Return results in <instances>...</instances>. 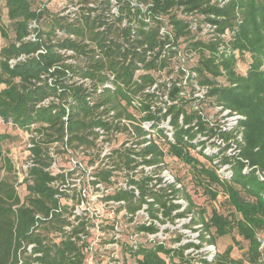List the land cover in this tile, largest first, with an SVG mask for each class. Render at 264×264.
<instances>
[{"label":"trees","instance_id":"trees-1","mask_svg":"<svg viewBox=\"0 0 264 264\" xmlns=\"http://www.w3.org/2000/svg\"><path fill=\"white\" fill-rule=\"evenodd\" d=\"M67 1L74 6L70 11L72 16L52 15L48 18L49 29L42 31L39 21L46 12L44 8H34L32 0H5L13 38L0 49V84H3L0 88V117L3 122H10L35 135L29 148L34 165L27 169L16 185L13 158L5 154L0 146V264L16 262L18 250L24 243L30 242L36 244L34 250L40 251L41 256H24L23 264H33V261H36L35 264H81V253L69 235H62L57 242H49L42 232L49 226L62 231L64 225L70 224L67 216H64L68 213L67 205L60 201L63 192L61 183L51 185L53 181L63 180L64 175H53L45 170L50 158L44 145L60 142L62 146L70 148L90 146L95 137L93 128L107 126L96 117V104L119 106L120 100L128 103L130 95L142 91L145 85L153 81V77L147 74L140 75V82L132 81L134 67L131 62L124 64L119 60L124 53L112 38L116 29H112L105 19L109 15L104 11L113 1L122 2L123 8H127L133 0ZM134 1L151 2L154 13L167 14L173 25L174 37L181 39L184 49L195 50L197 62L194 69L198 82L208 86L207 95L218 105L244 116L239 123L241 140L234 138L232 131L213 130L196 110H187L185 103L177 102L167 109L173 140L166 138L159 127V119L149 113L132 125L136 136L140 137L145 131L139 122L153 120L152 128L158 137L164 138L166 150L154 141L139 150L131 145L114 148L109 155L112 167L96 169L93 175L107 181L113 171H133L135 165L131 163L135 159L132 155L140 156L146 164L158 165L166 154L183 161L191 168L192 178L203 188V192L214 199L220 187L224 200L231 208L224 214L212 209L207 219L203 217L202 210L197 211L198 216L193 218L195 220L197 217L201 224L198 235L200 245L202 242L214 244L215 236H224L233 230L247 241L241 257H231V246L228 245L222 253L214 254L210 261L201 258L202 264H264V248H260L261 239L257 236L259 231L264 230V0H227L223 4H220L221 0ZM180 8L182 11H195L203 15L202 20L216 23L218 33H223L227 28L230 32L228 44L221 36L208 40L200 34L191 33L188 22L176 17V10ZM169 9L174 13H170ZM121 14L122 10L119 17ZM32 21L37 25L33 28L35 39L24 40L30 33L29 24ZM103 25L104 28L100 29ZM138 31L141 41L149 45L157 43L156 28L144 30L140 27ZM92 45L101 52L99 57L94 56ZM61 50H72L73 53L66 54ZM235 50L238 56H235ZM21 54L26 55L25 60L13 66L8 63V59ZM244 55H248L247 67L244 73H240L237 63ZM138 58L141 59V56ZM68 59H74L76 63ZM148 65L154 66V63ZM106 70L114 73L116 85L113 89H101L95 96V105L89 106L85 100L88 92L82 85L72 82V76L89 77L94 89L106 79ZM178 91L177 87H172L168 92L169 98H178ZM143 94L146 98L154 95L149 92ZM48 97H53V100L44 106H36ZM181 100L180 97L178 101ZM146 108L147 104L143 103L138 110ZM123 112L125 108L120 114ZM180 113L183 114L182 123L179 122ZM121 129L125 131L126 126ZM128 132L125 134L127 141L131 139ZM198 132L216 135L219 141L217 152L221 156L216 164H210L212 156H204L193 150L199 145L193 141ZM7 137L5 133H0V143ZM133 142L140 143L142 139ZM230 146L232 151L226 154ZM146 155L150 157L145 158ZM223 163L230 164L225 178L216 171ZM1 171L5 173L1 174ZM148 178L146 175L140 180H128L129 185H135L137 195L135 188H120L105 198L122 200L123 204L118 209L124 207L130 213L144 203L152 216H155L156 209L162 208L163 216L172 220L184 214H171L178 206L172 199L181 195L187 200L186 211H192L194 204L182 186L177 188L175 183H170L166 188L168 192L162 188L152 190L147 185ZM174 182H179V179L174 178ZM20 185H25L26 189L23 199L17 193ZM145 196L153 197V201L148 202ZM36 228L39 229L37 232L34 231ZM137 228L155 229L145 225ZM78 229L77 226L73 227L74 231ZM200 245L187 242L178 248L161 244L140 246L134 255L140 256L137 257L138 264H165L161 254L168 256L172 264H177L174 259H184L185 248H198Z\"/></svg>","mask_w":264,"mask_h":264},{"label":"built area","instance_id":"built-area-1","mask_svg":"<svg viewBox=\"0 0 264 264\" xmlns=\"http://www.w3.org/2000/svg\"><path fill=\"white\" fill-rule=\"evenodd\" d=\"M226 1L227 0H221L220 4H223ZM123 5L124 3L122 2L118 3L117 1H113L109 9L104 11L109 15V17L105 18L107 23L111 25L112 29H116V33L112 35V38L118 44L121 53H124V56L120 57L119 60L124 64H128L130 62L132 63V66L134 67L132 81L140 82V75L143 74L153 77V81L150 84L145 85L142 91L137 92L134 95H130L128 103L120 100L119 102L121 105L119 104V106H112L111 104L103 103L96 104L97 106H95L97 110L96 117L102 122L107 123V126L100 125L93 128L95 137L93 138L92 144L102 152L101 160L104 161V158L109 159L108 161H104V163H102V167L98 168V165L95 166L93 168L94 171L89 175L88 182L95 186V189L100 193L99 195H103L107 191L106 186L104 185L103 188L102 185L103 182L110 183L112 175L108 177L107 181H103L100 178L94 176L93 173L96 169L112 167V160L109 156L112 149L131 145L135 150H139V148L149 144L151 141H154L157 144H160V141H164V138L158 137L155 133V129L152 128L153 120H141L139 125L143 128L145 134L140 137L136 136L132 129V125L137 124V120H139L140 117L146 113H149L155 118L159 119V127L163 129L166 138L169 140H173V129L170 125V114L167 113V109L169 105L177 102L185 103L186 109L188 107L187 110L190 108L196 110L200 117L206 120L208 122V126L212 127L213 130L220 128L222 130L232 131L234 138L237 140H241V128L239 123L244 119L243 115L235 111H231L228 108H224L222 105H218L207 95L208 86L198 82L197 72L194 69V66L197 62V54L193 49H184V43L181 42V39H176L174 37L173 25L171 24L167 14L158 12L154 13L151 10V2L143 3L133 0L130 2L129 7L123 8ZM70 6L72 9H69ZM70 6L66 7V10L67 15L72 16L70 11L74 9V6L72 4H70ZM88 6L94 5L89 4ZM121 10L122 14L119 17ZM168 11H170V13H174V10L172 9H169ZM210 16L212 17V15ZM176 17L188 22V28L191 33L195 35L200 34L208 40H215L217 36H221L224 38V43L226 45L228 44V39L230 38L229 30L225 28L223 33H218L217 24L211 21L202 20L203 15H199L195 11H182L180 8L176 10ZM36 26V22L34 21L29 24L30 33L24 37V40L35 39V32L33 31V28ZM104 26L105 25L101 26L100 29H103ZM140 27H143L144 30L156 28L157 43L154 45H149L148 42L141 41V35L138 31ZM70 36L73 37V35ZM92 48L94 49V56L99 57L101 55L99 49H97L94 45H92ZM61 51L66 52L67 54L73 53L72 50ZM227 52L230 53L231 51L227 50ZM233 52L235 56H238L236 50ZM139 56H141V59L138 58ZM25 58L26 55L21 54L17 57L8 59V63L13 66L16 62L25 60ZM68 61L76 63L74 59H68ZM152 62L154 63V66H149L148 64ZM146 65L148 66L146 67ZM105 75L106 79L101 84L96 85L94 89L92 86V80L89 77H81L78 75L72 76V82L77 85H82L86 89V92H88L85 100L89 106L95 105V96L101 91V89H113L116 85L115 75L113 72L106 70ZM172 87H177L179 89L177 93L178 98L173 100H171L168 96V92ZM146 92L154 93V95L146 98L143 94ZM180 97L182 100L178 101ZM50 100H53V97L43 99L42 101L38 102L36 106H44L48 104ZM143 103L147 104V108L143 111H139L138 109ZM124 108L125 112L120 114V111ZM126 114H130L131 116L127 117ZM182 120L183 114L180 113L179 122L182 123ZM0 122H3L1 117ZM123 126H126L125 131L121 129ZM25 132L27 133V137L30 138V140H28L26 143V158L23 163H21V165H19L17 161L18 159L13 160L14 174L16 176L15 185L18 183V180L21 179L22 175L26 174L27 169L34 165L33 155L29 152V148L33 145L31 138L35 135V133H29L28 131ZM123 132L125 134L128 132L132 140L130 139L127 141L125 140L126 138H124L119 145L113 146L112 144L114 138ZM139 139H142V142L132 143V141ZM193 141L199 143V145L193 148L196 153L204 156H212L210 164H216L219 162L221 156L220 153L217 152L219 141L217 140L216 135L210 136L205 132H198ZM75 148H79L81 151L87 150L85 149L87 147L82 145L75 146ZM231 151L232 147L230 146L226 149L225 153L229 154ZM49 155L52 159L54 158L52 152H50ZM132 157L135 159L131 163L132 165H135L134 169L139 167L142 169V172H144V177L146 175L149 177L147 180V185L151 183V181H154L155 183L157 182V184H162L164 186L161 187L162 189H166L170 183H175V187L180 188L179 182H174L171 174H169L166 169L162 171L161 177H158L157 172L153 173L152 169H147L151 167H160L158 170H161L163 168L162 166L164 165L163 162L159 163L158 166L156 164H146L138 155H132ZM149 157L150 155L145 156V158ZM93 162L94 161L91 162L90 166H92ZM53 163L54 159L51 161V167ZM74 164L80 165V162L76 159ZM48 166L45 168V170L54 175V173L49 170ZM229 168V163H223L219 165L216 171L220 177L225 178L229 172ZM145 169L147 170L146 172L144 171ZM53 184L57 185L55 184V181L51 182V185ZM128 186H130L129 188H135L134 192L136 195L138 194V190L136 187H134L135 185L128 184ZM148 187L151 188L149 185ZM151 189L156 190L153 188ZM166 191L168 192L169 189H166ZM114 192L115 190L113 193ZM108 195H110V193L104 195L105 201L107 200L106 202L118 204L117 207L120 204H123L122 200L114 201L113 199H106L105 197ZM79 196L80 202H83L81 197L85 196L84 192L82 191ZM181 197L177 195L174 199H172V201L177 203L178 206L172 210L171 214L174 215L177 212H183V215L175 216L174 218L180 219V217L182 218L183 216L187 215L188 219H192V213L186 211L187 200H184ZM145 198L148 202L153 201V197L151 196H145ZM154 206L158 208L156 204H154ZM126 214L127 218L131 221H134L136 216L140 215V221L137 223L135 230L129 235L128 242L123 241L122 239L123 224L122 222L119 223L117 219L111 223L109 227H106L107 225L105 226L101 222L96 224L92 223L91 225L86 224L84 226L82 221V224L79 225V223H81L80 220H78L77 216H74V222L71 223L70 221L69 225H64L62 227L63 234L69 235L70 240L75 243L79 252L81 253V264H138L137 257L140 256L134 254L140 246L161 244L165 247L178 248L186 244L178 243L176 246H167V219L173 222L174 218L171 220L168 217H164L162 214V208L156 209L154 211L155 216H152L150 211L147 209V204L144 203L133 213H130L126 210ZM139 225L153 226L155 229L153 231L139 229L137 228ZM74 226H77L79 229L74 231ZM194 227L196 232L193 236L195 241L198 243H194L193 241L188 242L200 245V239L198 235L201 229V224L198 223ZM38 230L39 229L36 228L34 231L37 232ZM90 233L93 235L91 236ZM203 243L206 242H202V244ZM35 247L36 244L34 242L24 243L17 252V261L10 264H23L24 256H31L32 258L41 256L40 251L34 250ZM214 248V244L206 243V250L209 252V255L204 256L203 258H206L210 261L213 257L212 253ZM184 250L183 253L185 252ZM126 254L133 257V262H130L126 259ZM161 255L165 260V264H168V256L163 254ZM32 263L35 264L36 261H33ZM67 264H71V262H68Z\"/></svg>","mask_w":264,"mask_h":264},{"label":"rangeland","instance_id":"rangeland-1","mask_svg":"<svg viewBox=\"0 0 264 264\" xmlns=\"http://www.w3.org/2000/svg\"><path fill=\"white\" fill-rule=\"evenodd\" d=\"M34 8H44L45 13L44 17L39 21V25L42 31H47L49 29V17L54 16H65L67 15L66 7L70 6L69 1L67 0H32ZM66 5V6H65ZM96 5V4H95ZM98 5H96L97 7ZM69 9H72L70 6ZM62 13V14H60ZM13 38V29L11 21L7 18L5 0H0V49L7 42ZM67 54V53H66ZM248 55H244V58L237 63V71L244 73L247 67ZM3 87V84H0V88ZM188 109V107H187ZM26 130H22L11 124L10 122H0V133H5L8 137L1 141L0 146L3 152L7 155H10L13 160L18 159L19 165L23 163L26 158V143L30 140L27 137ZM125 138V133H121L114 138L113 146H117ZM161 146L164 150L166 145L164 141H160ZM75 145V143H73ZM45 151L50 158L49 170L54 174L62 173L64 179H58L55 181V184L60 185L62 196L60 201L62 204L67 205V212L64 216H67L69 221L74 222V216L78 217L80 222L91 225L92 223H102L109 227L116 219L119 223L123 224V241H129V235L135 230L137 223L140 221V215H137L134 221L127 218L126 209L121 208L118 210L117 205L113 202H106L104 195L108 193H113L114 190L123 188L128 189V180L130 178L141 179L144 177V172L139 167L133 171L127 173L124 170H116L111 176L110 183L103 182L107 188V191L103 195L95 189V186L88 182L89 175L94 171V167H102L104 161L109 159L101 160L102 152L98 150L97 147H94L93 144L88 146L87 150L81 151L79 148L73 146L64 147L60 142H51L44 145ZM52 152L54 155V163L51 167V161L53 160L49 153ZM80 162V165H76L75 160ZM93 162L92 166L91 162ZM163 165L161 170H158L157 167L147 168L152 169L153 173L157 172L158 177H161L162 171L166 169L172 178L179 179V184L182 186V189L187 193L192 200L194 207L191 211L192 219H188V216H183L180 219L174 218L173 222L168 221L167 223V246L174 245L178 243L184 244L188 241H193L198 243L194 239L195 225L198 224L197 217L194 220V216H198L197 211L202 210L203 217L207 219L211 214L212 209H215L217 212L222 214L228 213L231 211V208L228 206L227 202L224 200L225 197L222 194L221 188L216 196V198H211L209 194L203 192V188L198 185L192 178L191 168L184 164L183 161L178 160L172 156L166 154L163 157ZM154 169V170H153ZM147 171L146 169L144 170ZM5 172L1 171V174ZM11 174V173H10ZM10 178L13 179L12 175ZM62 180V181H61ZM153 189H158L164 187L162 184H157L154 181L148 184ZM161 185V186H159ZM135 187V186H134ZM84 192L85 196H82L83 202H80V193ZM17 193L23 199L26 195L25 185H20L17 189ZM181 197V195H179ZM184 200V196H182ZM194 221V222H193ZM47 227V226H46ZM42 232L46 236V241L57 242L62 237L63 232L61 230L55 229L52 226L49 228L42 229ZM92 236L93 234L90 233ZM258 238L261 239L262 243L261 248H264V230L259 231L257 234ZM214 251L213 255L216 253H222L224 249L229 245L231 246L230 256L234 258H239L242 256L243 251L247 247V241L242 239L237 235L236 231L233 230L227 235L224 236H215L214 239ZM186 256L184 259H174L177 264H202L201 258L208 256L209 252L206 250V243L201 244L198 248L187 247L184 250ZM211 254V253H210ZM126 259L130 262H133V257L131 255H125ZM168 264H172L168 259Z\"/></svg>","mask_w":264,"mask_h":264}]
</instances>
